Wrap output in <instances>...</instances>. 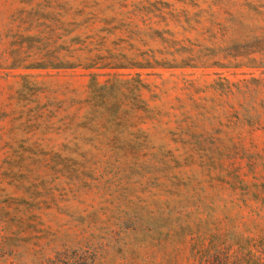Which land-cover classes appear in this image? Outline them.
Here are the masks:
<instances>
[{
    "label": "rangeland",
    "instance_id": "374dc122",
    "mask_svg": "<svg viewBox=\"0 0 264 264\" xmlns=\"http://www.w3.org/2000/svg\"><path fill=\"white\" fill-rule=\"evenodd\" d=\"M0 264H264V0H0Z\"/></svg>",
    "mask_w": 264,
    "mask_h": 264
},
{
    "label": "trees",
    "instance_id": "16d2710c",
    "mask_svg": "<svg viewBox=\"0 0 264 264\" xmlns=\"http://www.w3.org/2000/svg\"><path fill=\"white\" fill-rule=\"evenodd\" d=\"M152 65H161V66H165V67H175L176 66L175 64H170L169 62L155 61L154 64H146V67H153Z\"/></svg>",
    "mask_w": 264,
    "mask_h": 264
}]
</instances>
